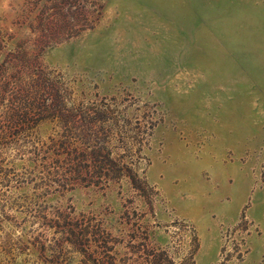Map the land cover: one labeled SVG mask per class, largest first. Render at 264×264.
Here are the masks:
<instances>
[{
  "label": "rangeland",
  "instance_id": "1",
  "mask_svg": "<svg viewBox=\"0 0 264 264\" xmlns=\"http://www.w3.org/2000/svg\"><path fill=\"white\" fill-rule=\"evenodd\" d=\"M0 264H264V0H0Z\"/></svg>",
  "mask_w": 264,
  "mask_h": 264
}]
</instances>
